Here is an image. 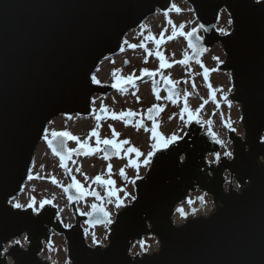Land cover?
<instances>
[{
  "label": "water",
  "instance_id": "95a60500",
  "mask_svg": "<svg viewBox=\"0 0 264 264\" xmlns=\"http://www.w3.org/2000/svg\"><path fill=\"white\" fill-rule=\"evenodd\" d=\"M186 1L205 26L191 38L196 47L186 63L201 64L222 44L226 59L219 68L231 73L244 137L230 130L233 156L211 162L222 144L191 125L154 156L137 182L138 200L108 226V244L91 245L82 222L107 225L98 222L102 213L77 215L65 228L53 204L37 214L7 201L22 192L47 125L61 115L90 116L93 97L112 92L91 76L120 52L126 35L173 0H0V264H52L42 253L53 232L66 238L70 264H264V0ZM223 10L233 21L228 35L217 30ZM76 154L81 150L71 157ZM69 159L60 161L76 207ZM197 189L212 197V212L195 215L194 208L177 224V206ZM25 235L27 246L12 244ZM148 236L159 240L158 250L132 254Z\"/></svg>",
  "mask_w": 264,
  "mask_h": 264
},
{
  "label": "flooded vegetation",
  "instance_id": "af4514ba",
  "mask_svg": "<svg viewBox=\"0 0 264 264\" xmlns=\"http://www.w3.org/2000/svg\"><path fill=\"white\" fill-rule=\"evenodd\" d=\"M125 52L126 49L123 44V47L119 52V54L122 55ZM111 61H112V57L107 58L103 62L101 67L97 69L95 75L101 81V84H96V85L102 87L103 89L110 88L112 92L107 95L98 93L93 97L91 115L90 116L62 115L59 116L57 119L53 120L48 126L58 121L57 130H65V129L69 130L73 134L80 136L81 140H84L88 137L90 130L94 127L97 128L101 139L113 138L112 130L109 127V125H111L115 128L116 132L120 133L118 137H115L117 141L123 139H130L131 143L130 145H125L124 146L125 149L130 146H135L136 148H139L140 151L145 155L149 151H151L150 145L153 143L151 139V131H150L151 128L153 127V122H155L157 126V131L162 133L165 137H170L172 133H176L178 136L182 137L183 139L187 134L190 126L194 124L195 127L200 128L201 133L206 132L205 127H208L211 134L216 139V141L218 140L223 141V139L218 138L217 134L213 132L214 124L212 125L211 121L206 118L205 115V107L207 105L206 102L194 107L195 109L193 110V112L195 113V117L191 121L189 120L188 113L183 111L185 100L187 101L189 108L190 100L193 99L195 96L188 94V89L182 79L168 75L169 67L167 66L165 68L158 67L154 69V70L159 69V71H157L155 76H151V77L146 73H141V72L134 75L133 83L126 84L125 85L126 90L124 92H120L119 90L112 88L111 84L115 81L117 77L126 78L128 75L122 76L118 73L117 77H114L112 74L111 76H108V68L110 66ZM162 76L170 78L172 81L178 82L176 85V92L179 93V95L174 96L173 99L171 100L168 99V95H169L168 88L170 87V85H168L166 81L161 78ZM143 79L146 80L143 81ZM153 81H155V88L159 89V99H157V96L154 92ZM144 84L150 85L151 88L150 94L149 93L143 94L140 92L139 88ZM112 95H117L119 100L111 102L110 97ZM137 96H139L140 98L139 102L137 101ZM126 98L132 100L135 106L140 105L141 107L134 108V106H132L127 102ZM102 105L106 109H108V111L102 112L101 111ZM153 106H158V107L153 108ZM149 108H153V112L151 113L152 119L148 118L147 110ZM128 109H131L139 113L140 115L132 118L131 121L127 124V126L124 121L113 120L111 118V111H115L119 113L121 110H128ZM98 116L100 117L99 119H97ZM141 117L143 118V123L147 126L149 131H145L144 128H140L139 130H137L136 123L141 120ZM208 124L210 127L206 126ZM182 139H179L178 141ZM89 144L93 148L96 147L95 137H92L89 140ZM223 145L224 143L221 145L222 146L221 150L223 148ZM41 147L43 149L47 147V142L45 140L42 142ZM67 147L70 149L77 148V143L75 141L68 140ZM104 147L105 146L103 144L100 145L101 149H104ZM108 150L110 155L107 160L104 159L103 151H98L94 154H86V150L84 149H81L80 155L76 154L70 157L68 161V168H69V174L71 180L73 184H74L73 177L75 178V181H79L84 191L83 193H81L76 187L72 186L73 191L71 192V196L73 197L74 200H76V207H74L71 199H69L67 195H65L66 192L64 188L60 186V190L61 189L64 190V195L67 203H65V205L59 204L56 207L59 210L60 222L63 224L65 228H69L66 227L65 225L72 226L73 224L76 223L77 215L88 216L87 213L91 212V205L94 202L103 206V208H105V210L109 211L110 213H112L113 210H116L115 215L118 213L120 209H122V208L118 209L115 207V203H114L115 198L114 197L109 198L107 196V191L105 186H98L96 183L93 182L92 179H86L85 174L89 178H93L97 174H101L102 178L112 179L115 181V185L112 187L117 189H126L128 193L136 196L137 182H139L142 179L136 178L137 169L134 166L130 165L129 160L131 158L133 160H136L140 164L138 174L142 178L146 176L154 160V157H152L151 163L145 166L142 162L144 156L136 157L135 153H126L124 150H122L120 155L117 156L111 154L112 150L110 146ZM53 157L55 160L59 162L61 166V174L64 176L63 185L65 187L69 186L70 179L66 171L62 167L61 161L59 160L58 157L54 155ZM211 157L213 158L211 159ZM210 159L212 160V162H214L216 160V157L214 155H210ZM97 161L101 165V171L95 170V164ZM109 163L112 165L111 173L108 172ZM77 168H80L81 171L79 172L76 171ZM121 169H123L125 173V175L123 176L121 175ZM47 179L48 177L44 178L43 181ZM133 181L135 182L133 183ZM93 192H99L100 196L103 197V199H98L96 196L92 195ZM118 194L123 198L124 196L123 191L119 192ZM201 196L204 197L203 201L199 199V197ZM62 199L64 198L62 197ZM208 200L212 201L211 196L207 195L206 192L197 189L196 191L189 194L188 199L185 202L177 206V211L175 216L177 217L183 216L181 212L178 211V209H183L184 213L187 214V217L191 216L192 214L191 210L194 208H195L194 213L196 215L202 214L204 210L202 211L200 210L203 206L207 208ZM189 201H192V203H189ZM125 203L129 205L133 203V201H131L130 198H128L125 199ZM176 223L180 224V222H176ZM82 227L85 231V234L89 237L96 233L97 227H89V225H87L85 221L82 222ZM56 237H61L66 242V238L63 235L58 234L57 232H53L52 244L46 245L45 248L50 246L52 247L54 244L53 240Z\"/></svg>",
  "mask_w": 264,
  "mask_h": 264
},
{
  "label": "rangeland",
  "instance_id": "374dc122",
  "mask_svg": "<svg viewBox=\"0 0 264 264\" xmlns=\"http://www.w3.org/2000/svg\"><path fill=\"white\" fill-rule=\"evenodd\" d=\"M174 5L181 9V11L172 10L169 13H158L138 29L131 31L127 35L124 40L126 52L122 55L120 54L112 57V61L110 62V66L108 68V76H111L113 69H121L122 71L119 74L123 76L132 74L133 72L136 75L141 72L140 69L144 68L152 70L158 68L160 61L155 53L159 50L166 58V64L172 65L168 69V75L182 79L188 89V94L195 96L190 100V111L193 112L195 106L206 102V118L211 121L212 125L214 124L213 132L217 134L218 138L223 139L224 145L222 153L224 154L227 151H231L233 153L232 143L228 138L229 127L227 125L230 124L231 129H235V132L243 137L244 129L241 119V107L231 98V95L235 91L231 73L229 71H222L219 69V65L221 64L220 61L224 62L226 58L225 50L222 44L218 43L207 51L203 57L202 64L194 62L190 64L179 63V61L184 60L192 53V48L188 45L187 37L180 35V32H189L192 28H197L198 19L196 18L195 12L192 10V6L186 0H174ZM169 19L176 26L177 32L176 37L171 40H169L168 37L172 35L173 25L168 23ZM230 20V15L226 11H222L218 22V29H224V32L221 33L225 34L232 31V23H229ZM181 23L185 25L183 29L179 28ZM165 29L167 31H165L164 36L161 37L160 33ZM149 35H153L157 39H161L163 42L160 45H157L153 40L148 39ZM125 41H127V43ZM131 44H144L147 47H137L133 49L130 47ZM149 53H151V55H149ZM216 57H219V61L215 59ZM146 58L147 62H145ZM124 61H129V63L125 64ZM205 68L209 70L207 78H205ZM209 85H211V87H209ZM139 89L143 94H150L151 92L150 85L148 84L142 85ZM225 96H227V99H225ZM110 98L111 102L119 100L117 95H112ZM228 101H232L231 105H229ZM127 102L134 106V108L141 107L140 105L135 106L132 100L127 99ZM206 126H209V124ZM57 128L58 121L51 124V129ZM205 130L209 131L211 134L208 127H205ZM42 151L43 148L39 146L36 155L38 153L47 154V152ZM212 158L213 157H211V159ZM38 161H40L39 155ZM54 162L55 161L48 160V164L50 166ZM49 168L51 169V167ZM95 170L101 171V165L98 161L95 164ZM52 171L58 174L57 170ZM236 184L238 183L234 180L233 185L235 186ZM26 185L28 187L27 190L23 194L17 196L15 201H19L20 203L26 205L32 197H35L37 201L45 198L51 199L53 202L58 201V205H65V203H67L64 190H60L59 187L47 185L46 181L37 183V181L32 180L31 182L26 183ZM62 197L65 200L62 199ZM213 207V202L208 200L207 208L203 206L200 211L204 210L202 214L206 215V212L208 211L209 214ZM115 211L116 210H113L111 213L113 219ZM183 217L185 216L183 215ZM177 218L180 223L185 221V218L183 219L182 216ZM108 226L109 225L97 227L96 233L90 237L86 235L88 237L89 244H96L93 242L95 237L96 240L100 241V245H107V237L109 235ZM20 241L22 245L26 246L27 243L23 238H21ZM53 241L54 244L52 247L50 246L44 249L42 254L43 258L49 260L52 264H70L65 240L61 237H56ZM142 241L144 242V247L148 248V252L158 250L160 245L159 240L151 236L145 237ZM140 242L141 241H138L136 245L133 246L132 254H142L145 252Z\"/></svg>",
  "mask_w": 264,
  "mask_h": 264
},
{
  "label": "snow or ice",
  "instance_id": "6c2138e0",
  "mask_svg": "<svg viewBox=\"0 0 264 264\" xmlns=\"http://www.w3.org/2000/svg\"><path fill=\"white\" fill-rule=\"evenodd\" d=\"M181 11V9L177 8L176 5H172L170 9H167L166 11ZM194 11V9H192ZM233 21H229V23L231 24ZM168 23L170 25H173V32L172 35L168 37L169 40L173 39L176 37L177 32H176V26L173 24V22L169 19ZM185 27V25L183 23H181L179 25L180 29H183ZM199 28H204V24H199L198 25ZM167 31L166 29L163 30L160 33V36L163 37L164 36V32ZM218 31L224 32V29H218ZM197 32V28L194 27L191 29V31L189 32H180V35L185 36L188 38V45L189 47L195 48L196 45L193 43L192 41V37L196 34ZM226 35H228V33H225ZM148 39L153 40L157 45H160L163 41L161 39H157L155 36L153 35H149ZM199 39V37H198ZM127 43V41H125ZM130 47H132L133 49L137 48V47H141V48H146L147 46L144 44H131ZM149 55H151V53H149ZM155 55L159 58L160 64H159V68H165L167 67H171V64H166V58L160 53L159 50L156 51ZM174 55V54H173ZM216 60L219 61V57L215 58ZM145 62H147V58L145 59ZM187 59L185 58L184 60L179 61V63H186ZM222 63V61H220ZM125 64H128L129 61H124ZM122 70L121 69H113L112 75L114 77H117V74L120 73ZM141 73H146L147 75L151 76H155L157 71H159V69L157 70H149L147 68L144 69H140ZM205 78H207V73H208V69L205 68ZM134 75L135 73L133 72L132 74H129L126 78L125 77H117L115 79V81L111 84V87L114 89L119 90L120 92H124L125 89V85L129 84V83H133V79H134ZM162 79H164L166 81V83L168 85H170V87L168 88V99H173L174 96L179 95V93L176 92V85L178 82L172 81L170 78L167 77H161ZM91 82L94 84H101V81L97 78V76L95 74H93L91 76ZM154 84V92L157 96V99H159V89L155 88V81H153ZM195 86V85H193ZM235 86V85H234ZM209 87H211V85H209ZM231 91V90H230ZM225 99H227V96H225ZM140 98L139 96H137V101L139 102ZM229 105H231L232 101H228ZM158 106H153V108H157ZM153 108H149L147 110L148 112V118L152 119L151 113L153 112ZM101 111L105 112L108 111V109H106L103 105L101 106ZM184 112L188 113V118L191 121L194 117H195V113L192 111H189L188 108V104L187 101L185 100V105H184ZM198 111V110H197ZM138 115H140L139 113L128 109V110H121L119 113L115 112V111H111V118L113 120H120V121H124L126 126L127 124L131 121L132 118L137 117ZM100 117L98 116L97 119H99ZM171 119V117H170ZM241 119H243V117H241ZM229 128H231V125H227ZM109 127L112 130V134H113V138H103L101 139L100 134L97 130L96 127L92 128L88 134V137L84 140H81V137L78 135L73 134L71 131L69 130H56V129H44V135H43V139L47 142V144L49 145L51 151L57 155L60 160L63 162L66 159H69L71 157V154L73 152H77L81 149L86 150V154H94L98 151H103L104 152V159H108L109 158V146L111 147V154L112 155H117L119 156L121 151L124 150L126 153H135L136 157H141L144 156L143 159V164L145 166L149 165L151 163V158L154 157L156 155L157 152L163 151V150H167L170 148V146L174 143H176L179 139H182V137L178 136L176 133H172L170 137H165L162 133L157 131V126L155 124V122H153V127L151 128V139L153 141V143L150 145L151 147V151H149L146 155L144 153H142L140 151L139 148H136L135 146H130L127 147L126 149L124 148L125 145H130L131 141L130 139H123V140H119L117 141V139L115 137H118L120 135V133L116 132L115 128L111 125H109ZM136 127L137 130H139L140 128H144L145 131H149V129L147 128V126L143 123V118L141 117V120L139 122L136 123ZM232 131H235V129H232ZM95 137V143H96V147L93 148L90 144H89V140ZM71 140V141H75L77 143V148L74 149H70L67 147V141ZM218 143L223 144V141L218 140ZM103 144L105 147L104 149L100 148V145ZM225 156L227 157H232L233 153L231 151H227L224 153ZM215 157H216V162H219L220 160V153L217 152L215 153ZM181 159H183V157H181ZM130 165L134 166L137 169V179H143L142 177L139 176L138 174V170L140 167V164L136 161L130 158L129 160ZM111 169H112V165L109 163L108 165V172L111 173ZM76 171H81L80 168H77ZM121 175H125L124 170L121 169ZM85 178L86 179H92L94 183H96L98 186H105L106 187V191H107V196L109 198H115L114 203H115V207L120 209V208H126L128 205L125 203V199L130 198L131 201H137L138 200V196H134L131 195L130 193L127 192L126 189H117L114 188L112 186L115 185V181L112 179H104L102 178L101 174H97L95 177L93 178H89L87 177V175L85 174ZM53 179V183H57L59 184V181L55 179V177L52 178ZM74 180V184L72 186L76 187L81 193H83L84 189L81 186V183L79 181H75V178L73 177ZM135 181H133L134 183ZM62 188H64L65 191L68 190L67 187H65L64 185H60ZM235 187L237 189H239L241 187L240 184H236ZM123 191L124 196L123 198L118 194L119 192ZM92 195L96 196L98 199H103V197L100 196L99 192H93ZM71 198V197H70ZM199 199L201 201L204 200V197H199ZM15 198H12L10 200H8V204H10L13 208L15 209H31L32 211H34L37 214H41L42 210L45 208L46 205L52 204L53 201L51 199H43L40 201H37L35 197H32L30 199V201L25 205L20 203L19 201H15ZM189 203H192V201H189ZM178 211L181 212L182 215L185 216V218H187V214L184 213L183 209H178ZM102 213L103 214V219L98 221L99 223H106L108 225H111L114 223V220L112 219L111 213L107 210H105L103 208V206L99 205L98 203H92L91 205V212L87 213V215H93L95 213ZM66 227H71V225H65ZM23 239L25 241L29 240V237L27 235H25L23 237ZM93 242L96 244H99L100 241L96 240L95 237L93 239ZM21 241L20 240H13L12 244H20ZM141 246L143 247L144 251L147 252L148 248L144 247V242L141 241ZM4 251L6 252L7 249H4Z\"/></svg>",
  "mask_w": 264,
  "mask_h": 264
},
{
  "label": "built area",
  "instance_id": "2783aa9c",
  "mask_svg": "<svg viewBox=\"0 0 264 264\" xmlns=\"http://www.w3.org/2000/svg\"><path fill=\"white\" fill-rule=\"evenodd\" d=\"M49 129H51V125H50V127H49ZM57 130V129H56ZM42 152H47V154L45 155L44 153H38L37 155H36V157H35V161H34V163H36V161L38 160V155H39V159H40V161H41V163L42 164H44L45 162H46V159H47V155H50V153H49V150L47 149V148H45V149H43V151ZM41 166V165H40ZM54 167V166H53ZM36 171H37V169L36 168H34V174L36 173ZM55 171V170H54ZM26 187H27V185H26ZM28 188V187H27Z\"/></svg>",
  "mask_w": 264,
  "mask_h": 264
},
{
  "label": "bare ground",
  "instance_id": "6f19581e",
  "mask_svg": "<svg viewBox=\"0 0 264 264\" xmlns=\"http://www.w3.org/2000/svg\"><path fill=\"white\" fill-rule=\"evenodd\" d=\"M211 212H212V211H211ZM211 212H210V213H211ZM199 213H200V212H199ZM210 213H209V214H210ZM207 214H208V211L206 212V215H207Z\"/></svg>",
  "mask_w": 264,
  "mask_h": 264
}]
</instances>
